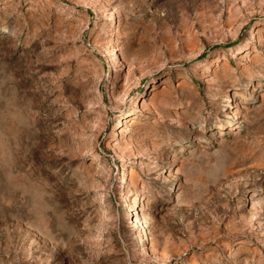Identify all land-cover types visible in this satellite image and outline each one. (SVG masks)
Wrapping results in <instances>:
<instances>
[{
	"label": "rangeland",
	"instance_id": "obj_1",
	"mask_svg": "<svg viewBox=\"0 0 264 264\" xmlns=\"http://www.w3.org/2000/svg\"><path fill=\"white\" fill-rule=\"evenodd\" d=\"M0 264H264V0H0Z\"/></svg>",
	"mask_w": 264,
	"mask_h": 264
}]
</instances>
